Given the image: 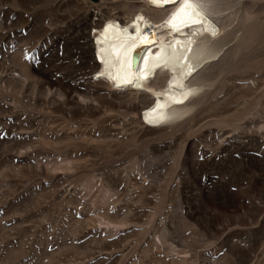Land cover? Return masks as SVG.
I'll return each mask as SVG.
<instances>
[{
    "label": "rangeland",
    "instance_id": "1",
    "mask_svg": "<svg viewBox=\"0 0 264 264\" xmlns=\"http://www.w3.org/2000/svg\"><path fill=\"white\" fill-rule=\"evenodd\" d=\"M141 1L0 0V264H264V0H230L205 93L154 128L94 66Z\"/></svg>",
    "mask_w": 264,
    "mask_h": 264
},
{
    "label": "bare ground",
    "instance_id": "2",
    "mask_svg": "<svg viewBox=\"0 0 264 264\" xmlns=\"http://www.w3.org/2000/svg\"><path fill=\"white\" fill-rule=\"evenodd\" d=\"M180 1L142 0L144 9L127 21L107 17L92 38L94 66L104 77L99 79L150 95L140 117L148 128L175 121L192 108L209 86L202 68L230 43L222 30L232 21L233 1L183 0L178 6ZM136 46L134 66L130 53Z\"/></svg>",
    "mask_w": 264,
    "mask_h": 264
},
{
    "label": "snow or ice",
    "instance_id": "3",
    "mask_svg": "<svg viewBox=\"0 0 264 264\" xmlns=\"http://www.w3.org/2000/svg\"><path fill=\"white\" fill-rule=\"evenodd\" d=\"M153 3H161V0H152ZM164 2H167V0H164ZM214 31H213V35H214Z\"/></svg>",
    "mask_w": 264,
    "mask_h": 264
},
{
    "label": "water",
    "instance_id": "4",
    "mask_svg": "<svg viewBox=\"0 0 264 264\" xmlns=\"http://www.w3.org/2000/svg\"><path fill=\"white\" fill-rule=\"evenodd\" d=\"M133 65L136 66L137 65V59L133 60Z\"/></svg>",
    "mask_w": 264,
    "mask_h": 264
}]
</instances>
